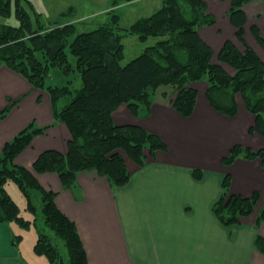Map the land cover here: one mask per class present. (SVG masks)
<instances>
[{"label": "trees", "instance_id": "16d2710c", "mask_svg": "<svg viewBox=\"0 0 264 264\" xmlns=\"http://www.w3.org/2000/svg\"><path fill=\"white\" fill-rule=\"evenodd\" d=\"M250 1L232 0L228 15L236 28V41L244 49L226 39L215 54L201 35L202 28L216 23V17L207 12L205 0H163L154 13L136 19L128 28L121 25V14L112 10L108 21L91 30H78L75 22L44 23L43 14L33 0H0V16L18 20V24L0 22V67L6 65L35 88L46 91L55 117L54 123L45 126L31 121L4 145L0 153V223L17 222L24 228L34 223L39 229L34 250L52 264H89L75 222L56 203L58 193L46 189L16 159L36 136L64 123L71 134L68 152L44 151L33 164L36 173H57L66 189H73L78 174L84 171H96L112 187L128 185L131 172L123 152L143 167L148 154L156 158L158 152H168L169 147L160 135L140 125L116 124L114 113L126 104L135 117L150 116L156 92L163 85L177 89L172 104L185 117L195 111L199 96V89L192 86L195 83L206 82L208 102L225 116L238 115L239 95L254 117L248 133L264 139V57L246 35L252 34L263 51L264 36L255 23L246 28L248 17L244 6ZM122 2L111 0L114 7ZM75 9L71 6L62 15L65 17ZM122 30L136 34L141 41L150 37L160 39L123 65L126 33H121ZM69 54L75 57L74 63ZM54 68L61 70L66 83H48ZM76 73L82 80L79 88H73L71 77ZM63 99L68 102L62 104ZM16 104L10 99V104L0 111V120ZM239 158L259 160L264 167V148L253 150L235 144L222 162L230 167ZM193 174L199 179L203 171L194 169ZM11 182L25 196L26 208L35 216L33 220L21 215V207L8 190ZM231 182V173H225L222 195L213 205L214 213L226 226L238 225L241 217L253 214L261 198L258 191L250 197L232 193ZM263 222L264 206L257 217V227ZM21 238L15 236L14 243ZM59 240L68 249V263L62 256ZM256 247L264 254V236L260 233Z\"/></svg>", "mask_w": 264, "mask_h": 264}, {"label": "crops", "instance_id": "0c3cea01", "mask_svg": "<svg viewBox=\"0 0 264 264\" xmlns=\"http://www.w3.org/2000/svg\"><path fill=\"white\" fill-rule=\"evenodd\" d=\"M72 3L67 7L78 8ZM247 9L248 30L253 21ZM258 25L264 35V24ZM219 29L222 42L213 28L201 30L215 53L224 36H229L224 27ZM204 98L199 94L190 117L157 99L148 117H135L126 104L116 110V124L140 125L160 135L169 147L143 167L125 158L131 180L124 187H112L96 171H84L78 174L76 186L66 189L57 173L34 171L33 164L44 151L68 152L71 134L64 123L36 136L17 157L16 162L33 171L46 189L58 193L56 203L76 223L90 264H264V254L256 248L258 233L264 236V223L256 229L257 215L226 226L213 211L227 170L233 193L250 197L258 191L264 201V167L259 160L239 158L225 170L222 162L235 144L259 150L264 148V139L256 133L246 134L254 122L243 110L235 117L225 116ZM10 99L17 104L0 120V153L31 121L40 126L55 122L50 95L3 65L0 111ZM194 169L202 170L203 176L196 178ZM15 236L24 237L11 223H0V264H35L29 253L30 260L24 258L21 241L14 243Z\"/></svg>", "mask_w": 264, "mask_h": 264}, {"label": "rangeland", "instance_id": "374dc122", "mask_svg": "<svg viewBox=\"0 0 264 264\" xmlns=\"http://www.w3.org/2000/svg\"><path fill=\"white\" fill-rule=\"evenodd\" d=\"M72 1L74 2L72 4H75L78 8H76L77 10L75 9L74 11L69 12L68 15L64 17V15H62V11L67 10L68 9L67 4H69V2H72ZM231 1L232 0H207L206 1L208 3L207 12L212 13L216 17V23L215 25L211 26V29L212 28L214 29L213 34L221 35L220 36L221 42L223 40V36L221 33V29L218 30V27L220 28L224 27L226 31L225 34L229 35V36H224L225 37L224 41L226 40V38L229 39L228 37H232L236 39L235 32H234L236 31V28L234 26H233L234 28L231 26L230 17L228 16L229 10L231 7ZM35 3L39 11H41L43 14V22L48 25L53 24L55 21H62L64 24L75 22V23H78L77 25L78 30H91L97 27L99 24H102L105 21H108L110 19V15H109L110 11L112 10L118 11V13L121 14V18H122L121 25L124 28H128L136 19H139L142 16H148L154 13L158 8L162 6L163 0H123L122 4L119 7L112 6L111 0H35ZM246 6L248 8L247 11H249L251 19L253 21L252 23H255L257 25L259 23L264 24V2L263 0H251L249 3L245 4L244 10ZM0 22L18 24V20L15 19V17L4 18L0 16ZM121 33H124V35L126 33L124 37V44H125L126 50H125V57L122 60L123 65L127 64L132 59L140 55L147 46L155 44L160 39V37H150L147 41H141L136 34L127 33L126 30H122ZM247 37L250 39L249 43L254 44L256 49L259 50L261 52V55L264 57V51L255 42L253 35L248 34ZM237 44L242 48V50L244 49V46L241 43L237 42ZM219 50L220 49L217 46L215 54H218ZM69 55H70V60L74 63L75 57L72 54H69ZM52 75L53 77H50L48 79V83L59 84V85L66 83V77L62 74L59 68L52 69ZM71 78L74 79L73 88H79L82 86V80L78 73L73 74ZM192 86L199 89L200 96L205 97V92L207 91L206 82H198V83L193 84ZM176 96H177V89L175 87H172L170 85H167V86L163 85L157 90L155 98L158 101L170 103L173 106L172 101L176 98ZM237 99L239 101V107L241 111L243 110L244 111L243 113L245 114L247 113V115L251 117V121H252L251 123H253L254 117L253 115L249 114V112L247 111L245 107L243 100L241 99L239 95L237 96ZM67 102H68L67 99H63L61 103L64 104ZM251 126L246 128L247 129L246 134L248 132V129ZM163 153H167V152H163ZM123 155L125 158L130 160V157L125 152H123ZM147 156H148L147 160L150 158H153L151 157L150 154H148ZM225 169H227V166L225 167L224 165V170ZM228 172L229 171L227 170L226 173ZM8 190L10 191L14 200L21 207V215L24 216L26 219L33 220L35 216L33 213L27 210L26 208L27 200L25 196L23 195V193L20 191L18 185L15 182H11L10 185L8 186ZM263 206H264V201L262 200V196H261L258 203L256 204L253 214L249 216L257 215L256 217H258ZM38 214L40 217H42L40 208H39ZM244 218L246 217L244 216L241 217V221ZM256 221H257V218H256ZM11 224L13 225L15 230H17V234H22L24 236L23 239L22 238L20 239L21 241L20 248L26 260L29 261L30 260L29 256L31 255L32 257L36 259L35 264H52L46 256L37 254L34 251V246L39 238V229L34 223L29 228H24L17 222H11ZM255 226L257 230L260 229V227H257V224H255ZM59 243L62 247V251H61L62 256L64 257L65 261L68 263L69 262L68 249L67 247L64 246L62 241L60 242L59 240Z\"/></svg>", "mask_w": 264, "mask_h": 264}, {"label": "bare ground", "instance_id": "6f19581e", "mask_svg": "<svg viewBox=\"0 0 264 264\" xmlns=\"http://www.w3.org/2000/svg\"><path fill=\"white\" fill-rule=\"evenodd\" d=\"M203 97V100L205 99L204 96H201V98ZM244 112V111H243Z\"/></svg>", "mask_w": 264, "mask_h": 264}]
</instances>
